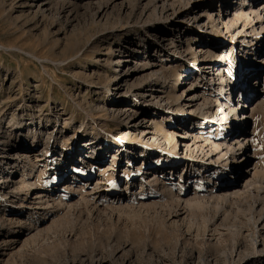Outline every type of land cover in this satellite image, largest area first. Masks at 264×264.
I'll use <instances>...</instances> for the list:
<instances>
[{
  "label": "rangeland",
  "instance_id": "1",
  "mask_svg": "<svg viewBox=\"0 0 264 264\" xmlns=\"http://www.w3.org/2000/svg\"><path fill=\"white\" fill-rule=\"evenodd\" d=\"M236 1L0 0V194L8 192L4 198L12 201L0 198V220L5 221L0 264H264V111L243 126L255 143L238 161V170L214 168L212 157H217L209 146H193L190 156L186 144L194 140L182 135V128L197 118L190 110L203 100L191 103L194 93L221 94L211 80L218 77L216 67L204 79L198 67L222 60L232 46L231 34L247 32L245 25L252 23L235 22L228 3ZM230 22L235 23L231 31ZM240 35L233 39L238 52ZM251 52L240 57L243 69L242 62L238 70L229 61L223 68L225 76L246 80L234 92L235 106L243 100L240 92L258 94L250 103L263 97L264 71H253L264 66V58L256 61ZM249 68L253 71L247 75ZM177 70L183 73L180 82ZM240 112L252 113L250 107ZM202 123L207 131L197 128L198 135L215 139L229 132L218 119ZM120 127H128L131 137L116 145L123 151L131 142L132 154L117 151L116 158L110 152L117 149L111 147L88 175L77 171L78 187L95 198L97 208L80 201V192H64L74 180L73 164L86 158L71 159L61 168L55 159L61 155V162L76 148L77 154L89 148L79 144L86 138L117 141ZM22 138L26 162L35 164L31 175L28 168L23 174L22 163L11 172ZM256 164L263 175L254 176ZM108 165L115 175L99 183V168ZM155 169L173 188L172 195L162 193V181L150 183ZM206 176H212V184ZM23 181L40 186L17 195L16 183ZM247 182H253L249 189ZM213 186L228 194V203L212 199ZM247 189L239 196L228 193ZM38 191L50 195L49 205L39 212L36 227L19 233L18 220L36 208ZM63 192L70 209L56 207Z\"/></svg>",
  "mask_w": 264,
  "mask_h": 264
},
{
  "label": "bare ground",
  "instance_id": "2",
  "mask_svg": "<svg viewBox=\"0 0 264 264\" xmlns=\"http://www.w3.org/2000/svg\"><path fill=\"white\" fill-rule=\"evenodd\" d=\"M258 1L259 0H243V1L239 0L238 2L236 1V3L235 2H229L228 3V6L230 8L232 7V8L235 9V13H234L235 22H239L240 21L242 26H243L244 21L249 19V20L252 21L253 24L248 22V24L245 25V27L249 26V30H247V32H245V33H241V31H239L236 34H235V32H233L231 34V38H232L231 44H232V46L230 47V49H227L226 51H224L222 53V55H221V59L222 60H220L218 62H216L215 60H213V62L212 61L204 62L203 63L204 65H202V67H198V69H199V77L201 76V77H203V79L206 78L205 76L209 75L211 73V71L213 72V69L215 70L216 76H218V77L215 78V76H214V78H211V80L213 79V82L215 81V85L216 84L219 85V87L221 89V92H220L221 94L210 93L211 95L207 96L206 94L201 93V92L200 93H198V92L194 93V95L191 97L192 98V100L190 101L191 103H192V101H195L197 103V101H199L201 98H203V100L199 104H195V105H197L195 107V109H191L190 110V111L193 112L194 115H197V118H191V120H192L191 123L189 122L188 124H186V126H184L182 128V129H184L182 135H183V140L184 139H188L189 140L190 137H191V139L194 140V143L192 145H190V143L186 144L188 146L189 151H190V154H189L190 156H193L194 152H195V149L194 150L192 149L193 146H196V148H199V149H201V148L204 149V148H206V146H209V148L211 150V153H212V156L217 157L215 160L212 157L213 163H215V167L214 168L222 167V169H224V170L225 169L229 170L230 167L233 165V167L236 170H238V167H239V162L238 161L241 160V159H244V158L246 159V157H248L247 156L248 155L247 154L248 153V149L247 148L250 147V143H252V144L255 143V138L254 137H250L251 135H250V133L248 134V129L244 128L243 126H245L247 123H249L251 118L255 119L258 114H261V112L264 111V88H263V90L262 89L259 90V92L263 94V97H261L259 99L256 98L257 100L254 101L253 103H250V101H252V99L258 95L257 93H255L254 90L253 91L249 90L247 95L245 93H243V92H240L242 94L243 100L238 99L239 106H235V103H233V97L235 96L234 92L236 91V89L239 88V86L241 88H243L242 86L244 85L246 80H245V78H243V79L241 78V80L238 82V80H234L233 79L236 75L235 76L231 75V77L229 75H228L229 77L225 76L224 69H223L225 67L226 61L234 62L237 65L238 70H240V67H241L240 64L242 62V64H241L242 68L241 69H243L244 68V63H243V61L241 60L240 57H241V55H243L244 52L248 53L250 50L252 51L251 52L252 56H254L256 58V61H259L260 57L264 58V26L261 25V22H263V20H264V0L262 2H260V3ZM234 25H235L234 22H230L229 25L227 26V29L230 30L231 26H234ZM238 34H241L239 36V38H240L239 42L242 43L240 48L241 49H242V47L244 48L243 50L240 49V52L236 51V49H237L236 43L233 40L234 37L236 35H238ZM258 37H259V39H257ZM249 43H252V44L249 45ZM208 53H210V51ZM196 56H197V54L195 55V60L197 61L198 59H197ZM245 60H246V57H244V61ZM118 61L120 62L119 59H118ZM263 62H264V59H263ZM223 63H224V65H222ZM194 64H196V63H194ZM259 65L256 67V70H254V71L252 70V68H249L248 72H246L247 75H249L252 71L255 74H260L262 71H264V66L263 65L259 66ZM214 66L216 68H213ZM200 70H202V71H200ZM227 72L230 73V68L227 69ZM182 74L183 73H181L180 71H178V70L176 71L177 82H180V79L183 76ZM231 80L233 81V83H231ZM191 83L192 84H191L190 88L192 89L193 87H195V83H194V81L191 82ZM263 84H264V80L261 83V86ZM173 88H176V87H173ZM213 95H214V97H213ZM199 96H201V97L199 98ZM247 103H249L248 104L249 105L248 106V110H249V107H250L252 113L248 114V112H244V116L243 117L246 118V119L245 120L244 119H240V118L238 119L237 113L239 111H241V110H245V107H247ZM120 104H122V103H120ZM213 107H217L216 109H217L218 112L215 113L216 117H215L214 112L212 111ZM239 109H241V110H239ZM199 110H203V112H201ZM185 111L186 110L183 109V112H185ZM206 113H211L209 118L206 115ZM215 119H218L219 121H223V125L226 128L229 129V132H227V134L223 135V136L216 135L215 139H213V138L211 139L210 135L205 136L203 133H202V135L199 134L200 135L199 136L198 132H197L198 129H203V130L207 131L208 128H211L215 124H217V122H215L212 125H209V127H207V129H206L205 127L203 128V127L200 126V124H203L202 121L204 120V121H212L213 122V121H215ZM189 127H191L192 130H189L188 129ZM127 129H128V127H125V128H121L120 127L119 130H117L118 132H116L114 134V136L116 137V139L115 138L114 139L117 140V141H113V140L103 141L102 138L99 137V136H97V138H92V137L91 138H86V139H83L82 142L79 143V144L80 145H86V146L89 145V148H86L84 151L80 152V154H77V150H79V147H78V148L75 149V153H76L75 155H73V156H71L69 158L67 157V155H65V156H63V160L61 162L59 161V159L62 158V157H61V155L58 156L55 160L58 161V164L61 165L60 168L64 167V165H66L71 159H78V158H80V156H84L86 158V160L82 159L81 162H76V164L75 163L73 164V166H72V168L70 169L69 172H73L74 171V180L73 181L70 180L71 181L70 183L69 182L66 183L64 185L63 191L64 192H67V191L71 192V195H73L74 191L80 192L82 194V197H81L80 201H86V204L87 203L90 204V202H92L93 199H95V198L94 197H89L88 195H86L88 192H85L83 190V187H82L83 185H80L78 187V184H79L78 180H80V176L77 174V171L82 173V174L88 175L90 172H92L94 170V168H96V164L97 163H101V162L105 161V155L107 154L106 151L108 149H110L111 147L117 149V150H112L110 152L111 154H114V156L117 158L118 157L116 155L117 151L119 152V151H121V149H123L122 146L116 145L118 143V141H121V139H123L125 141H129L130 140L131 131H129ZM201 132H205V131H201ZM36 133H35L34 136H32L33 138L36 137ZM251 133H253V132H251ZM172 137H174V136H172ZM201 137L203 138L202 140L206 141V145H202V146H201V144L196 145L198 141H202L200 139ZM251 140H252V142H250ZM22 141H23L22 142L23 145L17 146V148H16V149H18V151L16 152V157L17 158H15L13 160L15 162V165L13 167H11V172H13L22 163L23 164V169H24L23 174L25 175V173H24L25 169L28 168V169L31 170L30 171V175H31L32 171H33V169L35 167V164H31L29 166L30 163L26 162L27 160H26L25 157H27L29 155L24 150V149H27V147L25 146V141H26L25 138ZM84 142H86V143H84ZM87 142H89V143L87 144ZM5 143H6V141H4L3 145L6 146ZM48 143L49 142L47 141L45 145H47ZM204 144H205V142H204ZM32 145L34 146L35 144H32ZM146 145H148V147H151V152L154 153L152 151L153 150V148H152L153 146L148 141L144 142V146H146ZM124 146H125L124 147L125 150L121 151V153H125L124 151H127V155L128 156H129V153L132 154V150L131 149H132L133 145L131 144V142H129L128 144H124ZM126 148H127V150H126ZM176 148H177V146H175L173 148V155L176 154L174 152V150ZM45 149L47 150V147ZM67 149H66V147L64 148L65 151H67ZM89 150L91 151V154H88ZM255 153H256V151H255ZM8 154L9 153L5 154L6 157H9ZM186 155H188V153ZM10 158L13 159L12 156H10ZM62 163L64 165H62ZM6 164L9 167V165H11L12 163L11 162H6ZM185 166H187V165H185ZM8 167L4 168L3 172H5ZM260 167L261 166L259 164H256V170L254 172V176L255 177L263 175V168L260 169ZM185 168L186 167H184V169ZM191 168H193V167H191ZM112 169H113L112 166H110V168H109V165H108V167L107 166H102V167L99 168V170L101 171L100 176H102V178L99 177V179H98L99 183H102L103 179L104 180L105 179L108 180V179H112V177H114L115 172L111 171ZM165 170L166 169H164L161 172V174H164ZM152 171H153L152 176H154V178L149 180L150 183L154 182L153 181L154 179L158 183H159V181H162V183H163L162 193H164L165 195L166 194L172 195L173 188L169 187L168 183L166 181H164V179H166V178L160 180L159 175H158L160 172H158V170H156V169L152 170ZM196 172H198V170H196ZM199 172L201 173L202 170H200ZM166 173H167V171H166ZM147 174H148V172H147ZM6 175H8V174H6ZM2 177L5 179L6 176L2 175ZM206 177L209 180L210 184H212V180H211L212 176H206ZM85 179L88 180L90 178L88 177V178H85ZM251 184H253V182L248 183L245 186V189L250 187ZM16 185L17 186L15 187V191H16L15 193L17 195H19L21 192L26 190L27 189L26 187H30L32 185L40 186L39 183L36 182V181L34 183H32L30 181H28V182H24L23 181V182H20V183L19 182L16 183ZM141 185H143V183ZM213 185H215V181H214ZM102 186H104V185H102ZM6 189H7V186H6ZM94 189H92V192H93ZM217 189L218 188H216V186L211 187L209 193L211 194L212 199H215V198L219 199V200L222 199V201L224 200L225 202L228 203V200H229L228 199L229 198L228 194L227 195L226 194L223 195V193L220 194L221 192L217 193L216 192ZM248 189H247V191L246 190L242 191V193H239L240 190H238V191L235 190L233 192L232 191L231 192L228 191V193H232L233 195L236 194V195L239 196L241 194L247 193ZM64 192L58 198L55 199L56 201H58V203L56 204V207L63 208L66 205L67 209H70V208H72V203H71V205H67L68 202L64 201V199H65L64 198V194H65ZM7 195H8V192H5L4 194H0V198H2V201H4L5 203L12 202L11 200H8V199L4 198ZM48 196H50V195L44 194L43 191H38L37 192L36 200L38 199V201L36 202V205H37L36 208L35 209H31L30 211H28L27 214H25L24 217H22V218H20L18 220V225H19V231L18 232L19 233H23L24 230H28L31 227H36L34 222L38 219L39 212L41 211V209H44L46 207V205H49V199H48L49 197ZM203 198H204V196H203ZM3 199H5V200H3ZM100 200H101V202L103 201V195H101V194H100ZM258 200H261V198L258 197L255 201L258 202ZM93 204L94 203L92 202V205ZM97 204H94V205L96 206ZM78 205L81 206L80 203ZM5 206L9 207V205H5ZM95 208H97V206ZM262 211H264V207L262 208ZM257 221L255 220V222H257ZM0 226H5V221H1V225Z\"/></svg>",
  "mask_w": 264,
  "mask_h": 264
}]
</instances>
